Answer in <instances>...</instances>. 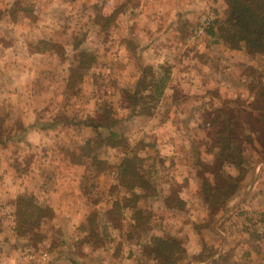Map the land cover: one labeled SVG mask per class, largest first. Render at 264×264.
Segmentation results:
<instances>
[{"label": "rangeland", "instance_id": "rangeland-1", "mask_svg": "<svg viewBox=\"0 0 264 264\" xmlns=\"http://www.w3.org/2000/svg\"><path fill=\"white\" fill-rule=\"evenodd\" d=\"M199 3L203 8H197L196 17L185 22V31L180 35L185 44L182 55L197 57L203 62L207 55L204 50L212 47L214 58L209 57L211 62L205 61L209 70L217 72L211 88L207 93L189 97L178 93L173 104L164 94L153 101L142 100L139 107H149L153 114L131 116L134 103L128 95L136 91L144 70L151 66L146 64L145 51L138 49V30L144 24L145 30H152V26L158 31V0H0V40L5 44L25 41L35 52L49 46L54 57L53 69L61 71L66 65L68 76L70 65L78 55H89L81 57V61L93 59L88 71L80 63L79 70L72 74L71 87L69 81L64 89V84L59 88L56 85L55 96L39 114H31L27 107L18 104H6L12 98H3L0 142L23 138L28 131L24 123L30 117L52 128V135L58 133V153L69 162L84 166L81 198L94 206L97 201L115 199L111 217L117 226L124 227L127 238L122 246L117 245L108 259L109 264H163L149 254L153 239L162 234L175 237L184 249L178 264H191L194 260H212L210 264H264V98L259 97L264 93V30L249 44L241 43L234 26L225 22V0H199ZM181 5L186 7L189 0H183ZM207 9L217 11L218 20L197 48L189 43V36ZM43 40H50L51 45H41ZM222 45L227 46L225 52ZM242 47L243 54L238 58L232 56L231 50ZM219 55L229 58L225 60ZM257 55L260 56L257 58ZM151 67L158 83L166 86L168 79L160 77L158 69ZM221 71L226 72L227 78L223 83H214L219 81ZM79 74L84 77L79 79ZM54 80L58 84L56 77ZM200 96L205 97L199 99ZM183 107L187 111L181 110ZM103 108L112 109L107 121L99 117ZM171 116L179 121L176 143L159 140V131ZM113 122L114 131L122 135L121 143L114 149L104 144L110 135L108 129L85 127ZM223 123L232 129L231 135L228 130L221 135ZM226 138L233 140L234 151L242 149L241 159L236 157L239 165L229 162L234 156L231 152L219 159L220 143ZM0 146H4L5 158L10 163L14 159L11 164L17 167L19 175L27 174L31 152L21 144L1 143ZM172 152L178 153L177 162L173 161L178 171L174 174L176 178L168 172L171 163L162 158ZM125 158L134 160L133 166L144 180L143 187L135 192L122 182L120 166ZM184 173L189 175V183L183 179ZM27 175L31 177V173ZM32 178L34 182L36 177L32 175ZM229 184L238 185L230 198L217 193L216 189L223 192ZM255 184L261 188L253 190ZM254 191L256 194H252ZM207 195L215 203L208 202ZM21 197L8 195L7 207L0 214V222L4 223L0 226L7 230L14 227L16 243H51L52 258L53 243L62 241L53 224L55 212L43 202L45 217L41 223L28 224L22 230L26 203L21 204ZM28 197L35 203L42 202L37 194ZM185 198L193 208L186 209ZM122 205L130 208L129 221L125 224ZM98 214H91L87 231L99 246L111 240L96 232ZM194 216L197 220L190 225ZM10 217L14 219L11 221ZM36 217L30 218V223ZM160 220L167 221L166 225H160ZM192 231L197 236L195 241L202 245V252L188 256L185 244ZM130 243L143 244V247L128 254L125 247ZM13 245H2L0 251L9 252ZM99 252L86 264H104L106 258ZM54 262L57 261L51 259L50 264H57Z\"/></svg>", "mask_w": 264, "mask_h": 264}, {"label": "crops", "instance_id": "crops-1", "mask_svg": "<svg viewBox=\"0 0 264 264\" xmlns=\"http://www.w3.org/2000/svg\"><path fill=\"white\" fill-rule=\"evenodd\" d=\"M182 1L158 0V31H155V28L152 26V30H145V25L143 24L138 30L140 38L138 39V36H136L138 39V49L145 51V54L148 56L146 64L154 66V68L156 67L158 75L168 79L163 94L164 98H171L172 104L174 103V97L179 95L178 93L182 97L202 94L205 91L207 93L213 84V77L217 76V72L209 70L205 64V61L209 60L211 62L209 57L214 58L211 52L212 47L204 50L207 55L203 57L205 59L203 62L197 57L182 55L185 44L184 41H181L180 35L185 31V22L189 21L193 16L194 18L196 17L197 8H203L199 0H197L198 2L189 0V5L186 7H182ZM225 9L226 6L223 7L224 11ZM43 41L51 43L50 40ZM222 48H224L223 51L225 52L227 46L222 45ZM242 49L243 47L240 50H231L232 56L238 58L244 53ZM219 56L225 60L229 58L223 55ZM258 56L260 55H257V58ZM53 59L54 57L50 52L49 46L47 49L35 52L27 46L25 41L15 40L5 44V41L0 40V64L2 65L0 67V105L3 106V98L8 99L11 97L12 101L7 100L6 104L7 102H11L13 105L18 104L20 107H27L26 110H30V113L34 115L36 113L39 114L43 110L45 111L42 107L51 102V99L55 96L54 90L57 87L59 88L61 83L64 84L63 89L66 88L65 86L68 85L69 81L68 78H70V75H67V70L65 71L66 65L61 71L53 69L51 64ZM3 63L5 68H3ZM74 67L75 61L73 65H70V70L72 71ZM3 71L6 74L5 72L3 74ZM220 73L219 81H214V83H223V80L227 78L226 72L223 73L221 71ZM55 77L58 80V84L54 80ZM203 97L205 96H200L199 99H203ZM183 101L186 102L187 100L184 99ZM181 110L187 111V108L183 107ZM40 119L43 120L42 118ZM170 119L165 123L164 129L161 128L162 131H159V136L161 137H159V140L176 143L175 136L179 121L173 116ZM139 120L143 119L140 118ZM24 124L28 128V131L23 138L14 139L11 142H0V144H21L31 152V161L27 168L28 172L31 173V177H28V172L27 174L20 173L22 174L20 176L16 169L17 167L11 164L14 159L10 163V160L5 158L4 146H0V214L2 213V209L7 207L8 195L10 198H18L27 194L30 196L37 194L42 199V202H38L37 204L44 209L43 202H46V207L55 212L53 224L58 229V237L62 240L60 244L53 243L54 248L52 249L55 253H52L51 259L52 261L53 259L57 261L54 263L86 264V262L91 261V258L98 255L101 250L103 259L106 258V260H103V263L109 264L108 259L115 253L117 245L118 247L122 246L127 238L126 233L123 231L124 227L120 228L117 226L113 217H111L115 208V199L111 202L99 203L97 201L94 206L91 202L84 200L83 197L81 198V180H83L84 176L82 173L85 172L83 171L84 166H78L75 163L69 162L58 153L60 138H57L58 133L56 134L57 136L52 135V128L41 125L33 117H30L27 123ZM85 127L92 128L91 126ZM162 158L171 163L172 167L167 169L172 174L171 177L175 176L176 178L177 175L174 174L175 172L178 173V171L174 168L175 163L173 161L177 162L178 153L172 152L171 155H165ZM32 175L36 177L34 182ZM92 175L96 176L95 174ZM187 175V173H184L183 179H185L186 183H189V175ZM257 188L261 187L255 184L253 190H257ZM195 191H197V188ZM252 194H256L255 191ZM184 201L186 204L188 203L186 198ZM122 206L124 214L122 221L125 224L129 221L128 213L130 212V208L129 206ZM186 206V209L193 208L192 204H187ZM92 212L99 213L96 222L99 228L96 232H99V234L101 232V236H105L106 239L111 241L114 238V242L107 241L105 245L101 244L99 246L95 244L87 231ZM0 218L2 217L0 216ZM9 219L12 221L14 218L10 217ZM196 220L195 216L192 217L190 225H193ZM160 221V225H166L167 221ZM3 223L4 221H1L0 225ZM13 228L7 230L0 226V249H2V245L9 246L17 242V233ZM103 233L106 234L104 235ZM188 235L189 240H186L188 243L185 244L188 256L200 254L202 252V245L200 242L195 241V238H197L195 232L192 231ZM120 240L122 241L120 242ZM137 244L130 243L128 247L126 246L127 248L125 247L126 250H129L128 254L131 251L134 252L137 247H143V244ZM54 245L59 249L58 252ZM217 256L215 255L214 257ZM211 261L200 262L194 260L191 264H210Z\"/></svg>", "mask_w": 264, "mask_h": 264}, {"label": "trees", "instance_id": "trees-1", "mask_svg": "<svg viewBox=\"0 0 264 264\" xmlns=\"http://www.w3.org/2000/svg\"><path fill=\"white\" fill-rule=\"evenodd\" d=\"M227 4L226 9V19L225 22L229 25L234 26L236 29V38L241 43L249 44L253 41L254 37L259 31L264 30V0H225ZM223 28V27H221ZM41 45H50L47 41H40ZM89 57L87 54H81L76 57L75 67L71 71L69 86L73 85V73L79 70L80 63H82L81 68H86L88 71L92 65L93 59L90 57L89 61L83 60L81 61V57ZM92 60V61H91ZM154 69L151 66H148L146 70H144L142 77L137 82L136 91L134 93H129L128 97L133 101V107L131 111V116L136 115H152V111H150L149 107H139V104L142 100H156L163 94L164 84L161 82L158 83L157 76L154 73ZM79 79L84 77V74L78 75ZM146 91H149L148 95L145 94ZM259 97L264 98V93L259 94ZM102 113L100 114V118L104 121H107L111 116L112 109L103 108ZM115 123H107V124H87L86 126H91L92 128H106L110 131L109 137L104 140V144L111 147L116 148L121 143V137L119 133L113 130V125ZM230 132V135L233 133L232 129L229 125L223 123V127L220 131L221 135H223L226 131ZM235 133V132H234ZM236 134V133H235ZM233 140L227 141L224 140L221 142V152L219 153V159L225 158V154L227 152H231L229 154H233V159L229 162L231 164L239 165L236 161V157L241 159L242 149L234 151L236 149L232 148ZM228 156V155H227ZM95 158V157H94ZM133 159L125 158L121 163V176L122 182L124 186L135 192L137 188L143 187V178L141 177L140 172L133 166ZM238 189V185L229 184L228 187L221 192L220 190L217 193H220L224 197L230 198ZM212 191V190H211ZM215 193V190L212 191ZM208 197V195H207ZM31 198V197H30ZM21 204H25V210L22 211V216H24L21 224V229L23 230L28 224L31 226L39 225L44 216V210L41 206H39L33 198L29 200L28 195H24L21 198ZM33 200V201H32ZM208 202H213L208 197ZM215 203V202H213ZM34 215H37L35 221L30 223V218H33ZM149 254L154 256L155 260L162 261L163 264H178L180 258V253L184 252V249L180 245L179 241L173 237L172 235H160L156 236L153 239V243L149 246Z\"/></svg>", "mask_w": 264, "mask_h": 264}, {"label": "built area", "instance_id": "built-area-1", "mask_svg": "<svg viewBox=\"0 0 264 264\" xmlns=\"http://www.w3.org/2000/svg\"><path fill=\"white\" fill-rule=\"evenodd\" d=\"M218 13L213 9L204 11L189 36V43L200 48L201 43L215 26ZM51 245L48 242L34 245L32 242L16 243L11 251H0V264H50Z\"/></svg>", "mask_w": 264, "mask_h": 264}]
</instances>
